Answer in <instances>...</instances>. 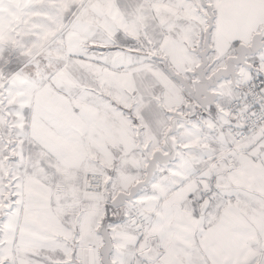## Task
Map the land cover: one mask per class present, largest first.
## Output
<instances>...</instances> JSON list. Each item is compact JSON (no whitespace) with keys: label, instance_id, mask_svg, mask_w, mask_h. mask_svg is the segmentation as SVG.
<instances>
[{"label":"snow or ice","instance_id":"obj_1","mask_svg":"<svg viewBox=\"0 0 264 264\" xmlns=\"http://www.w3.org/2000/svg\"><path fill=\"white\" fill-rule=\"evenodd\" d=\"M0 264H264V0H0Z\"/></svg>","mask_w":264,"mask_h":264}]
</instances>
